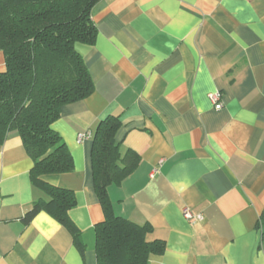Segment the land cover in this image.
<instances>
[{"label": "crops", "instance_id": "obj_1", "mask_svg": "<svg viewBox=\"0 0 264 264\" xmlns=\"http://www.w3.org/2000/svg\"><path fill=\"white\" fill-rule=\"evenodd\" d=\"M94 45L77 44L95 85L63 107L53 129L74 171L42 180L73 191L72 233L45 212L25 214L46 195L13 134L0 146V264H97L92 138L119 116L121 152L137 170L108 190L114 214L149 224L165 244L149 264H264V0H103L93 11ZM6 68L0 52V72ZM223 94L216 111L211 93ZM202 215L189 222L183 211Z\"/></svg>", "mask_w": 264, "mask_h": 264}, {"label": "trees", "instance_id": "obj_2", "mask_svg": "<svg viewBox=\"0 0 264 264\" xmlns=\"http://www.w3.org/2000/svg\"><path fill=\"white\" fill-rule=\"evenodd\" d=\"M103 0H0V146L16 134L33 161L30 178L47 199L36 200L25 214L29 224L45 212L66 227L81 248L79 230L69 218L76 207L73 191L42 180L74 171L70 150L54 123L63 107L83 101L95 91L77 44L92 46L98 30L92 14ZM119 116L100 121L92 132L91 164L94 190L104 212L95 227L97 264H149L165 244L148 242L149 224L137 225L114 214L108 190L120 186L138 168L134 151L121 152ZM264 218V217H263Z\"/></svg>", "mask_w": 264, "mask_h": 264}, {"label": "built area", "instance_id": "obj_3", "mask_svg": "<svg viewBox=\"0 0 264 264\" xmlns=\"http://www.w3.org/2000/svg\"><path fill=\"white\" fill-rule=\"evenodd\" d=\"M208 97L216 111H220L223 109L224 107L223 94L220 91L211 93ZM92 136H93L92 132H86V133L80 134L78 136V143H81L86 139H90L92 138ZM183 216L185 217L186 220L192 223L203 221L202 215H194L189 209H185L183 211Z\"/></svg>", "mask_w": 264, "mask_h": 264}]
</instances>
